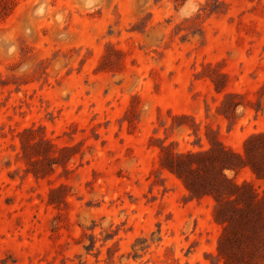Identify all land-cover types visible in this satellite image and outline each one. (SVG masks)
<instances>
[{
  "label": "rangeland",
  "instance_id": "374dc122",
  "mask_svg": "<svg viewBox=\"0 0 264 264\" xmlns=\"http://www.w3.org/2000/svg\"><path fill=\"white\" fill-rule=\"evenodd\" d=\"M260 200L264 0H0V264H264Z\"/></svg>",
  "mask_w": 264,
  "mask_h": 264
},
{
  "label": "trees",
  "instance_id": "16d2710c",
  "mask_svg": "<svg viewBox=\"0 0 264 264\" xmlns=\"http://www.w3.org/2000/svg\"><path fill=\"white\" fill-rule=\"evenodd\" d=\"M188 188V190L192 193L193 191H192V189H191V187H187ZM260 201H264V200H260ZM219 209V207L218 208H216V211ZM229 225V224H228ZM228 225H224V234H223V236H222V238L220 239V245H221V242L223 241V238H225V235H227V232L229 231V226ZM225 264H227V262H225Z\"/></svg>",
  "mask_w": 264,
  "mask_h": 264
}]
</instances>
